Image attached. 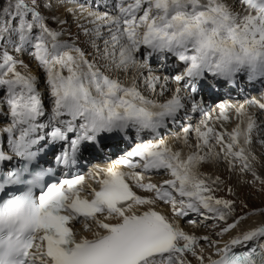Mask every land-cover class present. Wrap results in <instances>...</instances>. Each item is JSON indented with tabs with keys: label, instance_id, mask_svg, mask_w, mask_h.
<instances>
[{
	"label": "snow or ice",
	"instance_id": "1",
	"mask_svg": "<svg viewBox=\"0 0 264 264\" xmlns=\"http://www.w3.org/2000/svg\"><path fill=\"white\" fill-rule=\"evenodd\" d=\"M101 7L110 10L101 12ZM60 9L89 38L91 60L81 47L61 40L68 20L58 14ZM13 53L30 55L42 70L49 112L37 76L20 71L28 65ZM169 54L183 64L173 77L182 87L174 90L168 78L162 82L148 65L153 55L163 59ZM130 69L136 74L127 85L108 75ZM242 73L249 82L264 80V0L0 2V111L6 107L8 119L0 128V264H192V259L199 264H264V223L223 245L180 224L185 218L198 224L192 216L215 220L224 225L216 233L223 238L248 219L241 215L229 222L234 202L216 197L212 185L217 181L199 173L210 155L233 168L239 163L241 171L264 183L252 168L250 157H255L246 151L252 133L264 131L257 117L240 104L237 126L230 133L217 131L195 95L209 76L234 84ZM141 82L154 96L171 92V97L163 102L146 97ZM246 104L264 113V103L249 99ZM229 107L221 109L217 121L229 120ZM188 111H199L205 119L183 128L185 144L194 133L198 151L182 158L159 133ZM133 136L135 146L116 161L127 171L109 164L87 173L98 187L86 185L83 174L46 183L53 169L34 166L45 144L66 145L54 161L69 168L82 151L103 152L107 139ZM153 174L170 179L156 183ZM158 203L167 205L171 215L156 210ZM140 207L145 210L137 211ZM76 223L84 230L95 226L93 238L77 239ZM205 244L215 248L214 256L203 255ZM237 248L244 250L236 253Z\"/></svg>",
	"mask_w": 264,
	"mask_h": 264
},
{
	"label": "rangeland",
	"instance_id": "2",
	"mask_svg": "<svg viewBox=\"0 0 264 264\" xmlns=\"http://www.w3.org/2000/svg\"><path fill=\"white\" fill-rule=\"evenodd\" d=\"M0 2H3V0H0ZM81 3H83V2H81ZM67 7H68V9H69V7L73 8V6L71 4H69ZM76 8L78 10V5L76 6ZM58 14L61 15L63 18H66L68 20V24L63 26L64 35L61 37V40L66 41L68 43L77 42L80 45L79 47H81L88 54V58L91 60L93 57V50L87 44V40L89 38L85 37L80 32L79 28L77 27V25L75 23L74 17L69 15L63 9H60ZM45 15L51 16V15H53V12H46ZM49 23H50L52 28H54V29L59 28V26L57 24L52 23L51 21H49ZM82 23H86V21H82ZM80 37H81V39H80ZM82 44L85 45L86 48H84L82 46ZM100 44H103V43H101V41H100ZM13 54L16 56V58L18 60H20L22 58L24 59V56L27 57L24 60V62L28 65V68L27 69L21 68V69H23V71H30L33 75H35V73H33V67H34V65L36 66L37 64L34 60L31 59L30 55H28V54L21 55V54H16V53H13ZM100 63L102 65L103 61H101ZM37 68H38V66H37ZM152 73L154 75H156L157 77H160L163 75V74L161 75L159 72H152ZM158 73H159V75H158ZM135 74H136V72H127L125 74H122L121 71H116V70L108 73V75H110L113 78H118L124 84L128 83V81L131 82L132 76ZM36 76H37V78L39 76L38 81H44L43 72L40 75L36 74ZM164 78H167V76H164L163 79ZM163 79L161 78L162 82H163ZM168 85L170 86V87L168 86L170 89L174 90L173 86L169 82H168ZM41 87H44V84H42ZM177 87H180V86H177ZM139 88L142 89L143 92L142 91L141 92L146 97H149V98L153 97L152 99H156V98H154V95L145 88V86L142 82L139 83ZM43 91L46 94V97H45L46 100H45L44 104H45V106H47V108L50 109L51 100L48 96L46 88H43ZM0 94H2V93H0ZM171 94H172L171 92H167L164 95L165 98H163L161 100V102L169 99L171 97ZM255 95L258 97L264 96V86L259 87V89L257 90V93H255ZM256 101H258V100H256ZM229 109H227V110H229ZM250 109H252V108H250ZM6 111H7V109L5 107L3 109V111H0V113L3 114ZM256 117H257L258 124L262 128L261 124H263V126H264V113H262L260 111V114H258ZM232 120H234V119H231V117L229 118L228 121H224V122L217 121L215 119V120H213V123L218 124V125H216V127L219 129V131H224V132L230 133L233 130L232 129V127H233ZM2 121H3L2 122L3 127H6L8 124V119L4 114H3V120ZM196 124H198L196 121L191 122V126H194ZM181 126L182 125H179L178 123H177L175 128L168 126L165 129V131H163L164 133H162V135H161V137L164 140L166 139L165 141H167V142L171 141L173 143L171 146L173 147V150H176V151H177V149H179V147H178L179 142L184 141L181 139H177L178 136L179 137L181 136L180 133L183 130L181 128ZM260 134L258 136V134L255 131L252 133V144L247 146V151L249 150L248 152L251 153V156L255 157V159H251V157H250V162L252 164V168L256 172L257 176H259L262 180H264V144H261L259 142L260 140L264 139V131L260 132ZM226 139H227V137H226ZM134 141H135V138L131 137V141L127 145L120 144L119 145L120 150L118 149L116 152H120V151L122 152L124 149L128 150L131 147V144L134 143ZM196 143H197V139H195L194 137H192V135H190L188 137V143L187 144L184 143L183 147H180V148L182 149V151H184V152L186 151V153L187 152L188 153L196 152V151H198V149H196V147H195ZM211 143L214 145V142H211ZM216 150L218 151V149H216ZM207 151H208V149L205 148L202 151H200V154L203 155ZM122 153H125V152H122ZM110 157L114 158V156H112V155ZM99 158H101V159H99ZM99 158H97L98 159L97 162L101 163L102 160H104V158H103V156H101ZM201 166L204 169L203 172H199L202 177L207 178L209 180V182H211L212 180L217 181L216 184L212 185V187L216 189L214 195L218 198H223V199H227V200L234 202V213L231 217H229V222H232L233 219L238 218L241 215H244V216H247L248 218H251L252 216H254V215H252V213H258L257 216H263L264 217V183H261L260 180H256L255 177H253L251 172L241 171V166L239 163H237L236 166L233 168V167H231V165H229L223 159L212 158L211 155L207 158V160L204 163L201 164ZM155 176L157 179H160L161 181H163L165 179H170V177H168V176L156 175V174H155ZM190 218L199 221V223L195 224V225L185 223L187 226H197V228L201 227L204 235L210 236L213 240H219V242L224 240V237L221 238V237L216 235V233L220 231V228L224 226L222 223L218 224V222L215 220H203L202 218L197 217V216H192ZM80 225H78V226L80 227ZM82 229L84 230L83 227H82ZM82 229H81V231H82ZM76 230H77V234L80 233L79 229H76ZM204 247L206 249L205 252L214 253L216 251L215 248L209 247L207 244H205Z\"/></svg>",
	"mask_w": 264,
	"mask_h": 264
},
{
	"label": "bare ground",
	"instance_id": "3",
	"mask_svg": "<svg viewBox=\"0 0 264 264\" xmlns=\"http://www.w3.org/2000/svg\"><path fill=\"white\" fill-rule=\"evenodd\" d=\"M226 2L227 3H232V0H226ZM69 10H72V7L70 8L69 7ZM72 38V37H71ZM70 39V38H69ZM80 39H81V37H80ZM99 44H100V41L98 42ZM101 43H103L102 41H101ZM75 45H77V44H75ZM77 46H80V45H77ZM82 46L84 47V48H86L85 47V45H83L82 44ZM100 46H101V48H103V44H100ZM88 48V47H87ZM138 55H139V53H138ZM27 57H25L24 56V59L23 60H25ZM153 61L155 62H157V58H155L154 57V59H151V60H149V63H148V65H149V67H150V69H151V71H153V72H160L159 71V69H156L153 65H151V64H154L153 63ZM166 62V64L168 63V59H166L165 60ZM169 61H171V59L169 58ZM159 66V65H158ZM20 71H22L23 72V69H19ZM167 72H161L160 74L162 75V73L163 74H168V72L170 73V71H169V69L168 70H166ZM122 72V74H125V72L124 71H121ZM128 72H136V70L135 69H130ZM33 73H35V76H36V74L37 75H40V74H42V70H40L39 68H37V65L35 66L34 65V67H33ZM121 75V74H120ZM158 75H159V73H158ZM124 76V75H123ZM239 76V75H238ZM238 76H237V78H236V82L234 83V84H232L233 86H236L237 87V82H239L238 81ZM122 77V76H121ZM245 77H246V74H245ZM38 78H39V76H38ZM161 78V77H160ZM124 79V78H123ZM246 79H247V77H246ZM126 80V79H125ZM129 80V79H128ZM127 80V81H128ZM248 80V79H247ZM126 81V82H127ZM262 81H264V80H262ZM39 82V90H40V92H41V94H42V101H43V104H44V102H45V97H46V94H45V92L43 91V88H45V87H41V85L43 84V81H38ZM131 82H129L128 81V83H125L126 85L127 84H130ZM203 84L200 82V84H199V86H198V90H197V92H196V98H197V100H198V102L199 103H202L201 104V106L202 105H204L203 104V102H209V103H211L212 101H214V98H215V96L214 95H208V94H206V92L204 93L203 92V90H201L200 88H201V86H202ZM169 86V85H168ZM170 87V86H169ZM172 87V86H171ZM177 88V87H176ZM140 89V91H142V89L141 88H139ZM256 88L255 87H252L251 88V91L249 92V98H248V100L250 99V97L253 99V100H258V102H261V103H264V96H262V97H258V96H256L255 95V93H256ZM143 92V91H142ZM262 95V94H261ZM152 96V95H151ZM154 97H157V96H154ZM244 97H245V99H246V97L247 96H245L244 95ZM151 98V97H150ZM153 98V97H152ZM158 99H163L164 98V96L163 97H157ZM232 98V100H234V101H236V102H232L233 104H234V109H232V112H231V114H229V118L231 117V119H234V120H232V122H233V127H232V129H234L236 126H237V123H238V119H237V117H236V112H235V108L236 107H238L240 104H244L247 100H245L244 98H242L241 97V95L240 96H232L231 97ZM262 101H261V100ZM205 106V105H204ZM44 107H45V109H46V112H48V110H47V106H45V104H44ZM51 107H52V105H51ZM247 111L249 112V113H251L252 115H254V116H257L258 114H260V109L258 108V107H248L247 106ZM250 108H252V109H250ZM217 109L219 110V112L221 111V106H219V107H217ZM50 110V109H49ZM204 111H205V109H204ZM199 113H201V112H199ZM190 115V116H189ZM197 114H195V112H191V111H188L187 112V114L186 115H184L182 118L185 120V124H188L190 121V119H191V116L193 117V118H196L195 120H199V122L201 123V121L203 120V119H205V116L204 115H199L198 117L196 116ZM215 115L216 116H218L216 113H215ZM214 119V118H213ZM3 120V114H1L0 113V128H3V124H2V121ZM223 120V119H222ZM198 122V123H199ZM200 123L199 124H196L195 126H198V125H200ZM210 123V126H213L217 131H219V129L216 127V125H218L217 123H211V122H209ZM221 123V122H220ZM168 124H171V125H174V123H171V122H169ZM262 125V128L264 129V126H263V124H261ZM168 126V125H167ZM167 126L165 127V128H163V129H161L160 130V136H161V133L164 131V129H166L167 128ZM195 126H192L193 128L195 127ZM183 128H184V126H183ZM182 128V129H183ZM260 134V133H259ZM180 139L181 140H183V130L181 131V133H180ZM190 135H192V137H194L195 139H196V136H195V134L194 133H192V134H190ZM189 135V136H190ZM261 135V134H260ZM259 136V135H258ZM179 137V136H178ZM117 137H114V139H116ZM260 138V137H259ZM262 138V137H261ZM166 140V139H165ZM211 142H214V151H217L216 149H218V151H219V146L218 145H215V141H211ZM260 142V141H259ZM185 142L183 141H180L179 142V145H178V147H179V149H177V151H180V152H182V158H186L187 157V155L189 154L188 152L186 153V151L184 152V151H182V149L180 148V147H183V144H184ZM241 143H242V141H241ZM168 144L171 146L173 143L170 141V142H168ZM56 146H55V149L56 150H59V149H63L64 147H66V145H63V144H60V143H57V144H55ZM172 147V146H171ZM173 148V147H172ZM174 151H176V150H174ZM246 151H247V146H246ZM249 151V150H248ZM212 158H214L213 156H211ZM210 160V159H209ZM211 161V160H210ZM213 161V160H212ZM109 164H114V163H103V164H100V165H102L101 167H105V166H107V165H109ZM115 166L117 167V168H119V169H121V170H125V171H127V169H124L123 168V166L122 165H119V164H115ZM203 167L200 165L199 166V168H198V171L199 172H203ZM156 179V180H155ZM152 181L153 182H156V183H160V182H162L160 179H157L156 178V176H155V174H153L152 175ZM85 183H86V185H89V183H88V181H85ZM96 187H98V185L96 186ZM137 192H138V194H141V195H150V194H146V193H141V192H139V190H137ZM145 210V208L144 207H140V208H138L137 209V211H140V212H142V211H144ZM156 210H158V211H160V212H162L163 214H166V215H171V213H170V211H169V207L167 206V205H165V204H163V203H158V205H157V208H156ZM186 219H188V218H185V220H181L180 221V224H181V227L185 230V231H187V232H189V233H192V234H196L197 236H202V235H204L203 234V230L201 229V227L200 228H197V226H187L185 223H186ZM110 222H115V221H110ZM261 223H264V217L263 216H257V215H254V216H252L251 218H248L246 221H244V222H242L241 223V225H240V227L239 228H237V229H235V230H233L230 234H228V235H225L224 236V240H222L221 242H220V244L221 245H223L228 239H230L232 236H235L237 233H239L240 231H242V230H247V229H251V228H254V227H256L257 225H259V224H261ZM189 224V223H188ZM79 225V223H76V229H79L80 230V233H79V236H77V239H79V238H81V237H87V238H89V239H91V238H93V232L94 231H96L97 229H95V226H93L92 227V229L91 230H83L82 229V227H83V225L81 224L80 225V227L78 226ZM81 229H82V231H81ZM237 249H240V248H237ZM237 249H235V250H237ZM242 249V248H241ZM214 252V251H213ZM215 253V252H214ZM214 253H210V252H204L203 253V255L205 256V257H208V256H214ZM192 264H199V262L197 261V260H195V259H192ZM205 264H207V262H205Z\"/></svg>",
	"mask_w": 264,
	"mask_h": 264
}]
</instances>
